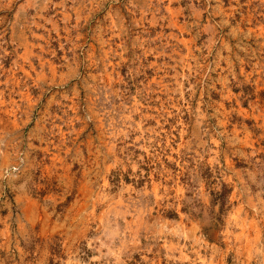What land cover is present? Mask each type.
Segmentation results:
<instances>
[{
    "label": "rangeland",
    "instance_id": "obj_1",
    "mask_svg": "<svg viewBox=\"0 0 264 264\" xmlns=\"http://www.w3.org/2000/svg\"><path fill=\"white\" fill-rule=\"evenodd\" d=\"M0 264H264V0H0Z\"/></svg>",
    "mask_w": 264,
    "mask_h": 264
}]
</instances>
